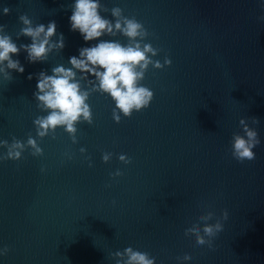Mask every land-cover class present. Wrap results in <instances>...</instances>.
<instances>
[{"label": "water", "instance_id": "water-1", "mask_svg": "<svg viewBox=\"0 0 264 264\" xmlns=\"http://www.w3.org/2000/svg\"><path fill=\"white\" fill-rule=\"evenodd\" d=\"M72 3L0 0V24L17 45L31 42L17 38L21 14L34 25L55 20L65 39L47 61L29 63L21 51L13 59L24 73L0 74V140L26 143L31 135L43 149L0 160V250L8 249L0 264H115L110 254L129 246L155 264H264V0H100L141 22L149 32L143 42L160 49L152 59L172 63L149 65L139 83L153 91L150 105L119 113V123L112 98L92 92L93 122L77 123L76 143L63 127L40 138L33 123L47 114L33 96L35 74L70 67L69 57L98 43L70 30ZM102 39L128 43L119 33ZM241 117L260 139L251 161L231 154L233 133L244 134ZM224 209L212 248L185 235L201 214L214 212L208 223H215ZM185 252L192 258L178 260Z\"/></svg>", "mask_w": 264, "mask_h": 264}, {"label": "clouds", "instance_id": "clouds-1", "mask_svg": "<svg viewBox=\"0 0 264 264\" xmlns=\"http://www.w3.org/2000/svg\"><path fill=\"white\" fill-rule=\"evenodd\" d=\"M69 8L70 30L78 31L85 42L98 40V43L81 47L78 56L69 57L70 67L60 64L51 68V74L43 70L35 74L37 84L33 96L38 101L37 107L47 114L37 116L33 123L40 138L50 133L55 138L56 129L63 127L71 136L73 143H76L77 123L81 120L88 124L93 122L92 110L87 103L92 92L106 93L112 98L115 102L112 110L113 119L119 123L121 120L119 113L130 117L133 110L140 111L150 105L154 93L139 83L144 79L149 65L160 69L170 65L172 61L167 56L163 64L152 59L160 49L154 48L151 43L143 42L149 35L148 30L134 16L130 18L123 15L122 8L112 7L109 10L100 3V0H74ZM102 9L104 12L110 11L114 20L105 18L101 14ZM9 11L8 7L3 8L4 14H8ZM19 21L23 26L17 33V38L29 37L30 43L17 45L12 37L6 34L7 25L0 24V74L5 80L12 79L13 71L24 73V65L19 59H13V56H19L21 51L27 53L25 58L29 63H36L47 61L50 52L61 51L65 47L63 33L57 32L55 20L49 21L47 25L44 23L34 25L27 14H21ZM118 33L128 38L127 44L115 39H102L105 35L115 37ZM33 75L29 74L27 78L31 80ZM81 81L90 85V89H82ZM258 123L259 119L253 117L252 124ZM239 125L244 134L233 133L231 154L238 161H251L255 159L253 149L260 144V139L257 130L250 127L247 118L241 117ZM0 146L7 149L6 153L0 155V160H19L22 152L28 147L31 148L33 156L43 155V149L31 135L28 136L26 143L13 137L11 143L0 140ZM80 151L83 153L86 150L81 148ZM111 155L104 153L102 160L108 162ZM119 160L130 163V159L124 154L119 155ZM121 174L120 170H117L110 175ZM214 215L212 211L201 214L196 222L185 229V235L194 234L198 245L207 244L212 248L213 238L223 230L222 221L228 219L229 213L224 209L215 223H208ZM7 251L5 247L0 250V255L6 254ZM110 255L115 259V264H155V257H151L147 252L134 250L131 246ZM191 258L188 252L182 257H177L178 260Z\"/></svg>", "mask_w": 264, "mask_h": 264}]
</instances>
